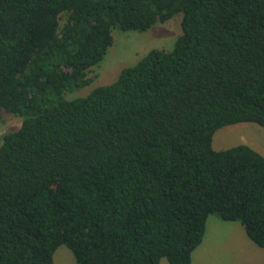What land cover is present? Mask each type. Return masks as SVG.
Segmentation results:
<instances>
[{
	"label": "trees",
	"instance_id": "obj_1",
	"mask_svg": "<svg viewBox=\"0 0 264 264\" xmlns=\"http://www.w3.org/2000/svg\"><path fill=\"white\" fill-rule=\"evenodd\" d=\"M181 14L151 48L84 95L111 30ZM0 264H191L207 216L264 247V156L211 145L264 127V0H0Z\"/></svg>",
	"mask_w": 264,
	"mask_h": 264
},
{
	"label": "rangeland",
	"instance_id": "obj_2",
	"mask_svg": "<svg viewBox=\"0 0 264 264\" xmlns=\"http://www.w3.org/2000/svg\"><path fill=\"white\" fill-rule=\"evenodd\" d=\"M181 14H174L163 22H155L145 31L111 30L112 43L88 76L85 86L68 91L65 98L84 95L93 87L113 81L122 67L136 62L147 50L159 48L170 50L180 34ZM21 117L5 111L0 112V141L2 135L20 125ZM244 143L264 156V127L253 122H236L217 128L211 145L222 149ZM53 264H72L70 250L59 245L53 252ZM159 264H169L161 258ZM191 264H264V247L256 245L245 233L243 225L236 220L209 214L205 222L203 237L192 251Z\"/></svg>",
	"mask_w": 264,
	"mask_h": 264
},
{
	"label": "crops",
	"instance_id": "obj_3",
	"mask_svg": "<svg viewBox=\"0 0 264 264\" xmlns=\"http://www.w3.org/2000/svg\"><path fill=\"white\" fill-rule=\"evenodd\" d=\"M191 257H192V253H191Z\"/></svg>",
	"mask_w": 264,
	"mask_h": 264
}]
</instances>
